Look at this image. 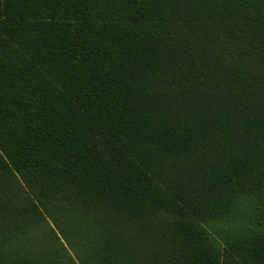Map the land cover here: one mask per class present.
I'll return each mask as SVG.
<instances>
[{"label": "trees", "instance_id": "16d2710c", "mask_svg": "<svg viewBox=\"0 0 264 264\" xmlns=\"http://www.w3.org/2000/svg\"><path fill=\"white\" fill-rule=\"evenodd\" d=\"M0 264H264V0H0Z\"/></svg>", "mask_w": 264, "mask_h": 264}]
</instances>
